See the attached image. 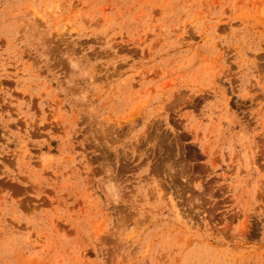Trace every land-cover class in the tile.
Returning a JSON list of instances; mask_svg holds the SVG:
<instances>
[{
  "label": "rangeland",
  "instance_id": "1",
  "mask_svg": "<svg viewBox=\"0 0 264 264\" xmlns=\"http://www.w3.org/2000/svg\"><path fill=\"white\" fill-rule=\"evenodd\" d=\"M0 264H264V0H0Z\"/></svg>",
  "mask_w": 264,
  "mask_h": 264
}]
</instances>
